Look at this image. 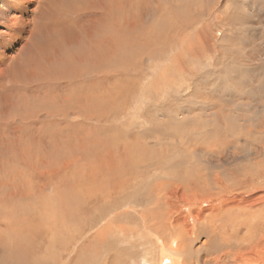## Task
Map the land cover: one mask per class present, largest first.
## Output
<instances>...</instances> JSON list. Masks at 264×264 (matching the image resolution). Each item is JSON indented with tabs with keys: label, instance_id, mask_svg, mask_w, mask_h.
I'll return each mask as SVG.
<instances>
[{
	"label": "rangeland",
	"instance_id": "rangeland-1",
	"mask_svg": "<svg viewBox=\"0 0 264 264\" xmlns=\"http://www.w3.org/2000/svg\"><path fill=\"white\" fill-rule=\"evenodd\" d=\"M95 2L61 12L41 0L34 12L30 45L46 42L51 66L83 77L69 87L49 72L44 82L35 76L49 98L73 96L67 108L43 93L37 109L67 108L61 117L75 128L58 126L57 116L35 134L29 119L25 164L3 154L20 143L21 124H0V264H264V0H117L106 16L127 35L122 46L118 39L97 50L85 47L113 29L87 11ZM4 23L0 15V34ZM55 26L77 43L41 36ZM53 39L62 46L56 54ZM24 43L0 60L4 87L22 67L10 62ZM87 50L90 58L77 53ZM82 104L86 117L78 118L73 105ZM53 135L61 141L49 147ZM145 139V149L136 146Z\"/></svg>",
	"mask_w": 264,
	"mask_h": 264
},
{
	"label": "bare ground",
	"instance_id": "bare-ground-1",
	"mask_svg": "<svg viewBox=\"0 0 264 264\" xmlns=\"http://www.w3.org/2000/svg\"><path fill=\"white\" fill-rule=\"evenodd\" d=\"M41 0H6L5 2H3V5L1 6L0 5V8L4 6V10L1 11L0 15H3L4 16V19H5V32H3V34H0V60H6L7 56V52L6 51H13L12 48L13 46L19 44V43H22L23 41H25L24 44H22L20 46L19 49H16V58L10 62V69L11 70H14V66L15 65H22L21 69L18 70V72L14 75V78L11 82H9L8 86L4 87L3 84H0V87L3 88V93L1 94L0 96V116L3 118L0 120V124H6L7 122H11V130L13 128H18L16 127V123L17 124H21L20 127H19V131H18V134L16 136H13L15 138H20V143L19 142H16V143H12V146H6L5 147V153H3L4 155H12L13 156V159L16 160V161H20L21 164H25L26 162V158H27V154H29L28 152H26L27 148L30 152V145L29 147H27L28 144H30V137L27 135H25V130L26 128L29 126L27 123H28V120L31 119V127L28 129V131H31L32 132V129L34 131L35 134H39L41 133L42 131L46 130L47 127L45 124L47 123H50V124H53L55 125L56 124V117L59 116L61 117V114L65 113L67 111V105L69 103H71L72 101V97H67V96H64L61 92L58 93V90L56 91V94L54 96H50V98L46 95V89H45V86H37L39 84V80H34L35 76L37 74L39 75H42L43 77H37L38 78H41L42 79V82H44L43 80L46 77V75L44 76V73H48L49 74H52L53 77L49 76L52 80H54V78H59V79H62V80H66L67 79V82H63V86H66V85H69V87H72V84L74 83V79H79V77L77 78H74L75 76H80L79 73H73V71H69L67 70V74L64 75L62 74V71L64 69H67V67H69L68 65L67 66H63L60 68V72L58 71L57 67H54V66H51L50 62H51V59L52 57H50L51 55H49V52L48 50H45L44 48H42L44 46V44L46 43H43L39 49H37V44H32L30 45L31 43V36H32V33L34 31V24L35 22L37 21V13L39 11H37L34 15V12L38 9L39 7V2ZM48 1V4H51L52 7H57L60 9L61 12H64L65 11V8H67L68 10L70 9H73L77 6L78 9H82L85 7L86 5V1L90 4L93 0H47ZM120 1V0H119ZM116 2L117 0H96L95 2V5H90V8L87 9L88 12H94L98 17L99 19L101 20L104 19L105 20V17H106V20L107 21V25L104 27L107 31L108 29L111 28L110 24L112 23V32H113V37L109 36L105 39H101V42L99 44H94L92 42L90 43H87V49L89 48H95V50H97L96 48H102V47H106V46H110V45H113L114 43L117 42V40L119 39L121 44H119L120 46H122V40L124 39L123 37H126L125 35L127 34H124L125 31H124V28L127 26L124 24L123 26V23L115 20L114 22L112 21H108V17L106 16L108 14V12H111V8L112 6H115L116 7ZM122 2V0H121ZM120 2V3H121ZM126 2V1H125ZM38 3V5L35 7V5ZM78 4V5H77ZM120 5V4H119ZM125 5V4H124ZM122 6V5H121ZM35 7V8H34ZM108 7V8H107ZM117 8V7H116ZM261 8V7H260ZM101 9V10H100ZM108 9V11H107ZM81 10L77 11L76 13H79ZM115 11V10H114ZM118 12V11H117ZM119 15V14H118ZM123 15V14H122ZM29 17H32L29 19ZM242 17V20H240L241 22L243 21L244 23H249V20L250 18H248L247 16H244V15H241ZM119 18V17H118ZM121 20V19H120ZM251 21V20H250ZM251 23V22H250ZM237 24V23H236ZM55 33H52L49 31H42L41 32V36L43 37H46V34L49 33L52 35L55 34L57 39L66 44V46H69V43H74L76 44L77 43V37L73 35V39L70 38V34L69 33H64L61 31L60 27L58 26H55L54 28H52ZM93 29V28H91ZM99 31H101L103 33V28L102 29H99ZM105 31V30H104ZM59 33V35H58ZM100 33V35L102 34ZM201 34V33H200ZM107 36V35H106ZM29 37V38H28ZM26 38H28V40H26ZM54 38V37H53ZM82 38L87 40L89 38V32L87 31V29L85 28L84 29V34L82 35ZM104 38V37H102ZM201 38V37H200ZM205 39V38H204ZM203 39V40H204ZM54 42H47V44L51 45L52 47L56 46V51L54 54L56 53H59V51L62 50V46L58 45L57 40L55 41L54 39L52 40ZM124 41V40H123ZM124 43V42H123ZM90 46V47H88ZM71 47V46H70ZM68 47V48H70ZM15 48V47H14ZM43 50V53L44 54H47L45 56V62L43 63V60H42V53H39L40 51L42 52ZM69 51V50H67ZM107 51V49H106ZM101 52V51H100ZM79 55L82 56V58H90L91 54L88 52V50L85 52V51H79L77 52ZM84 53V54H83ZM102 53V52H101ZM106 53V52H105ZM26 54H27V57H26ZM95 54H96V51H95ZM56 58H57V55H55ZM65 56L67 57V55L65 54ZM68 56H72V53L71 51L68 52ZM65 57V59H66ZM107 58V56H106ZM108 59V58H107ZM31 63V64H30ZM50 64V65H49ZM61 64H65V63H61ZM101 66V64L99 65ZM53 67V68H52ZM51 68V69H49ZM112 68V67H111ZM101 69V68H100ZM109 69V68H108ZM98 70V69H97ZM103 70V69H102ZM123 70V69H121ZM126 70V69H125ZM124 70V72H126ZM105 71V70H104ZM53 72V73H52ZM79 72V71H78ZM95 72V71H94ZM100 72V71H99ZM110 72V71H109ZM2 73V71L0 70V74ZM99 74V73H98ZM106 74V73H104ZM262 74V73H261ZM103 76V74H102ZM80 77H83L82 75ZM106 77V76H105ZM27 78H29V80H26ZM81 79H84V78H81ZM101 79V78H100ZM107 79V78H106ZM33 81L34 83L36 84H33ZM98 81V80H97ZM100 81V80H99ZM48 82V81H47ZM121 82V81H120ZM75 84V83H74ZM104 85V83H103ZM29 87L30 89V92L32 90V88L36 89V90H39V95L38 94H35L33 97H30L29 95H27L26 93L29 91L27 89V92L24 93V89L23 87ZM75 86V85H74ZM99 86V85H98ZM54 87L56 88V86L54 85ZM57 89V88H56ZM100 89V88H99ZM63 90V89H62ZM67 90V89H66ZM70 90V89H69ZM61 91V90H60ZM44 93V96L46 95V98L45 100H49L51 102H61V105H62V100H63V103L65 104V106L67 107L66 109L63 108V109H60L58 110L57 112L56 111H49V109H47L46 111H43L42 108H39L37 109V102L36 100L34 99L35 98H41V97H44L42 96ZM34 94V93H33ZM32 95V94H31ZM29 99V103H27L26 99ZM32 98V99H30ZM63 98V99H62ZM57 99V100H56ZM59 100V101H58ZM75 101V100H74ZM60 104V103H59ZM83 105V104H82ZM72 106V104H71ZM84 106V105H83ZM73 107L75 108V113L77 115L78 118H80L79 116H82V118L86 117V114H85V109H87L85 106L82 107L81 105L80 106H76V105H73ZM92 107V106H91ZM98 108V107H97ZM92 109V108H91ZM94 109V108H93ZM9 111H12V112H16V117L13 119L14 115L13 116H10L9 117ZM71 111V110H70ZM68 111V112H70ZM74 111V110H73ZM42 112V113H41ZM91 112V111H90ZM107 112V111H106ZM7 113V117L4 116V114ZM87 113V112H86ZM93 113V112H91ZM90 113V114H91ZM40 114H43L46 118H47V121H45L44 123L40 122L39 121V115ZM66 114V113H65ZM74 114V113H73ZM89 114V113H88ZM94 114V113H93ZM99 114V113H98ZM75 115V114H74ZM108 115V114H107ZM18 116V117H17ZM63 116V115H62ZM106 116V115H105ZM76 117V116H74ZM68 119V118H67ZM75 119V118H73ZM97 119V118H95ZM114 119V118H113ZM106 120V119H105ZM54 123H52V122ZM92 121V120H91ZM90 120H87L84 122V124H86L87 122L91 123ZM96 121V120H95ZM107 121V120H106ZM97 122V121H96ZM88 123V124H89ZM66 125L65 127H72V124L70 125V122L69 120H66L64 118L61 117V120H60V124L58 123L57 125ZM78 124V123H76ZM79 124H80V121H79ZM82 124V123H81ZM80 124V125H81ZM82 124V125H84ZM7 126V125H6ZM77 126V125H76ZM79 126V125H78ZM88 126V125H86ZM90 126V125H89ZM100 126V125H99ZM154 126V125H153ZM9 127V126H8ZM80 127V126H79ZM83 128H85L84 126H82ZM102 127V126H101ZM106 127V126H105ZM32 128V129H31ZM61 128V127H60ZM75 128V126H74ZM5 129V128H4ZM9 129V128H8ZM58 129V128H57ZM68 129V128H67ZM70 129V128H69ZM81 129V127H80ZM88 129V128H87ZM92 129V128H91ZM90 129V130H91ZM153 129V128H152ZM53 130V129H52ZM51 130V131H52ZM85 130V129H84ZM89 130V132H90ZM57 131V130H56ZM64 131V129H63ZM65 131L66 128H65ZM64 131V133H65ZM78 131V130H77ZM92 131V130H91ZM106 131V130H105ZM111 131V130H110ZM3 133V131H1ZM53 132V131H52ZM68 132V135H69V130L67 131ZM88 132V133H89ZM95 131H93L94 133ZM104 132V130L102 131ZM62 133V132H61ZM61 133H60V136H61ZM62 133V134H64ZM76 133V132H75ZM79 133H81V131H79ZM86 133V132H85ZM98 133V132H97ZM95 133V134H97ZM108 133V131H107ZM113 133V132H112ZM6 134V133H5ZM67 134V133H66ZM90 134V133H89ZM75 135V134H74ZM79 135V134H78ZM84 135V133H83ZM88 135V134H87ZM105 135V134H104ZM107 135V134H106ZM133 135V134H132ZM42 136V135H41ZM54 136V135H53ZM59 136V135H58ZM59 137H56L54 136V139L55 141L49 146V147H54L53 145H55V147L57 146V142L58 141H61V139L59 140ZM64 136V135H63ZM81 136V135H80ZM86 136V135H85ZM67 137V136H66ZM129 137V136H128ZM131 137V135H130ZM160 137V136H159ZM63 138V137H62ZM77 137L75 136V139ZM82 138V137H81ZM105 138V137H104ZM113 138V137H112ZM23 139V140H21ZM148 140L150 139H153V142H156V137H150V138H146ZM146 139L144 141H142L141 143H139L138 145L136 146H140V149H145V147L143 146L144 144H146ZM78 140V139H77ZM74 141V140H73ZM128 141V140H126ZM67 142V141H66ZM77 142V141H76ZM89 143H92L93 141L91 140H88ZM112 142V141H111ZM32 143L39 149H43L44 146L43 144H45V142L42 140V139H38L37 138H32ZM101 143H105L104 141H102ZM46 146V145H45ZM122 146V145H121ZM16 148L17 150L15 151ZM93 148V147H92ZM51 149H54V148H50V151ZM56 150V149H54ZM14 151V152H13ZM42 151V150H41ZM124 151V150H123ZM124 152L125 153V156L127 157V155L130 153V151L128 149H126ZM24 153V156H22V154ZM157 153V152H156ZM16 154V155H15ZM10 156V157H12ZM101 156V155H100ZM122 157V158H125V163H126V157ZM130 158V157H129ZM11 159V160H13ZM102 159V158H101ZM106 159V158H105ZM104 159V160H105ZM3 160V159H2ZM110 160V157L105 160V161H108ZM19 162V163H20ZM104 162V161H103ZM128 162V161H127ZM99 165V164H98ZM101 165V164H100ZM126 165V164H124ZM148 165V164H146ZM25 166V165H24ZM196 166V165H195ZM190 169V167H189ZM198 169V167H197ZM123 186V185H122ZM121 186V187H122ZM0 187L2 188V184L0 183ZM180 187V186H179ZM6 188V187H4ZM120 188V187H118ZM121 189V188H120ZM181 189V188H180ZM6 190H8L6 188ZM183 191V190H182ZM106 197H108V193L105 194L104 196V199L101 198L102 200H104V202L106 201ZM144 197V196H143ZM95 198V197H94ZM88 199V198H87ZM86 199V200H87ZM92 199V198H91ZM141 199V198H140ZM3 204L4 206H6V203H5V200H3ZM8 204V203H7ZM79 205V204H78ZM3 206V214L4 216H8V212L6 210V208ZM82 209V208H81ZM145 227V226H144ZM5 230H9V224L7 223V225L5 226ZM16 229H14L15 231ZM20 230V229H19ZM21 231V230H20ZM24 232V231H23ZM247 233V232H246ZM24 234V233H23ZM25 245V244H24ZM164 261V259H162V262ZM165 262V261H164ZM162 264V263H161Z\"/></svg>",
	"mask_w": 264,
	"mask_h": 264
}]
</instances>
